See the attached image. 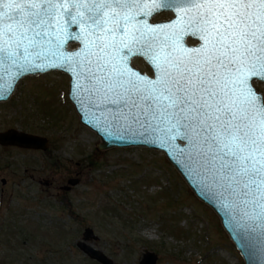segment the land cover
<instances>
[{"label": "snow or ice", "instance_id": "6c2138e0", "mask_svg": "<svg viewBox=\"0 0 264 264\" xmlns=\"http://www.w3.org/2000/svg\"><path fill=\"white\" fill-rule=\"evenodd\" d=\"M162 12L175 18L153 23ZM136 55L155 79L129 67ZM50 65L75 72L112 126L144 128L186 155L264 233V93L253 82L264 79V0H0V94Z\"/></svg>", "mask_w": 264, "mask_h": 264}, {"label": "rangeland", "instance_id": "374dc122", "mask_svg": "<svg viewBox=\"0 0 264 264\" xmlns=\"http://www.w3.org/2000/svg\"><path fill=\"white\" fill-rule=\"evenodd\" d=\"M172 18L162 12L153 21ZM132 62L151 74L142 58ZM69 83L60 71L27 76L0 102V133L48 141L46 149L0 145V264L31 257L38 264H100L78 248L87 228L96 238L86 243L113 264H140L147 253L156 264H245L217 215L163 152L98 149L101 139L80 122ZM254 86L264 93V82Z\"/></svg>", "mask_w": 264, "mask_h": 264}, {"label": "water", "instance_id": "95a60500", "mask_svg": "<svg viewBox=\"0 0 264 264\" xmlns=\"http://www.w3.org/2000/svg\"><path fill=\"white\" fill-rule=\"evenodd\" d=\"M173 16L174 17L172 19L175 18L174 13ZM168 21L169 20L153 23L161 24L167 23ZM188 38H192L193 40L198 41L194 36H186L185 44L187 47L192 48L198 46L188 45ZM72 44H78V46L72 50L68 46L67 50L69 52L79 50V48L81 47L78 42H73ZM136 57H141L144 59L146 64L152 70V76L143 73L139 68L133 66L132 60ZM129 67L134 72L139 73V75L142 77L155 79V69L143 56H132L129 61ZM50 71H61L62 73L68 75L70 79V101L80 118V122L100 137L101 143H99L98 149H100L101 151H105L112 148L143 147L163 152L168 161L180 174V176L183 178V180L195 194V196L201 202L210 207L219 217L223 230L225 231V233H227L230 241L239 251L244 260V263L264 264V233H262V231L259 228L255 227L251 222L245 223L241 221L239 219L238 213L226 206V201H224L220 197L216 190L206 187L203 183L200 182V178L195 175V173L190 171L187 156L169 147L166 143L163 142L162 138H158L157 134H153L151 131H145L144 128H140L137 126H112L109 123V120L111 118L105 110L104 106H98L86 91H82L77 87L76 74L72 70L62 65H50L42 69H33L30 72L22 73L18 78L10 82V87H7L6 90L2 94H0V102H7L8 100H10L16 89V86L21 79L27 76L43 74ZM256 81L264 82V79L253 78V82ZM257 93L260 94V92L258 91ZM107 107L114 109L115 106L109 105ZM176 143L179 144V141H176ZM0 145H11L29 149H46L48 147V141L44 138L30 135L28 133L9 130L8 132L0 133ZM180 146L183 147L182 144ZM69 183L71 185H76L78 181L70 180ZM65 188L68 190L70 187ZM95 238L96 236L94 234V231L91 228H87L83 234V241H80L78 243V248L92 260L97 261L100 264H113L112 260L109 259L102 251L95 249L94 247L86 243V241ZM156 262V255L154 253H147L144 255L140 264H156Z\"/></svg>", "mask_w": 264, "mask_h": 264}, {"label": "trees", "instance_id": "16d2710c", "mask_svg": "<svg viewBox=\"0 0 264 264\" xmlns=\"http://www.w3.org/2000/svg\"><path fill=\"white\" fill-rule=\"evenodd\" d=\"M34 256H36L35 253H34ZM23 264H38V263L36 262V258H35V257H31L30 259H29V258L26 259V260L23 262Z\"/></svg>", "mask_w": 264, "mask_h": 264}]
</instances>
